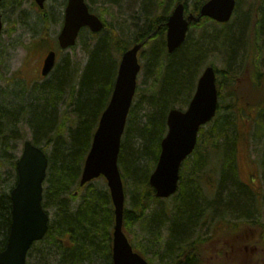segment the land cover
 <instances>
[{
	"label": "trees",
	"instance_id": "16d2710c",
	"mask_svg": "<svg viewBox=\"0 0 264 264\" xmlns=\"http://www.w3.org/2000/svg\"><path fill=\"white\" fill-rule=\"evenodd\" d=\"M87 1L91 10L97 1L120 8L132 3L136 8L132 28L105 20L100 33L82 32L83 64L67 57L43 82L28 87L15 80L12 86L0 88V250L10 229L9 191L17 182L19 142L29 134L48 158L42 205L50 221L46 235L31 246L27 258L36 254L35 264H112L114 209L108 188L96 180L81 186L80 177L113 91L120 57L142 43L138 54L142 81L137 82L118 154L125 193L123 231L130 236L137 223L143 232V242L133 243L134 236L129 239L133 250L151 264H239L250 247L252 264H264L261 190H253L239 177L236 123L255 112L252 136L259 141L264 136V101L253 111L246 110L244 104L252 93L245 89L248 98L230 93L231 101L221 104L226 85H235L239 76L252 82L253 71L256 77L262 73L264 0H235L234 14L239 17L235 23L207 17L191 22L184 42L172 53L165 41L172 9L182 3L185 14L197 16L207 0ZM9 5L16 10L19 2ZM254 50L258 55H253ZM214 58L223 68L215 65ZM207 65L215 68L217 76V113L200 127L193 152L181 164L177 192L163 207L165 200L154 196L148 180L167 131V115L172 108L187 107ZM258 160L264 178V144ZM207 214H218L223 223L220 231L236 240L233 248L242 249L235 253L237 259L231 255L232 260L224 262L220 248L212 251L209 234L202 235ZM149 247L154 248L151 256Z\"/></svg>",
	"mask_w": 264,
	"mask_h": 264
},
{
	"label": "water",
	"instance_id": "95a60500",
	"mask_svg": "<svg viewBox=\"0 0 264 264\" xmlns=\"http://www.w3.org/2000/svg\"><path fill=\"white\" fill-rule=\"evenodd\" d=\"M34 1L39 8L43 7L44 0ZM234 8L235 0H207L197 16L191 13L185 16L184 5L176 4L166 21L168 53L184 42L191 22L207 17L225 23L230 20ZM3 26L0 15V34ZM83 27L96 33L103 29L104 23L89 11L85 0H68L58 35L59 47L73 46ZM142 45L134 44L121 56L110 100L99 118L80 178L81 186L99 176L106 180L114 207L112 264H150L133 250L122 230L125 194L117 163L121 137L141 69L138 52ZM54 63L55 53L52 51L44 59L42 75L48 74ZM217 106L216 72L213 66L208 65L197 80L187 108H172L168 112L167 132L161 140L159 157L148 180L155 197L168 198L176 192L181 163L193 152L199 128L215 116ZM47 166L48 159L43 150L30 140L24 141L16 163L17 182L10 190L11 223L5 248L0 250V264H26L29 248L48 230L49 214L42 206Z\"/></svg>",
	"mask_w": 264,
	"mask_h": 264
},
{
	"label": "rangeland",
	"instance_id": "374dc122",
	"mask_svg": "<svg viewBox=\"0 0 264 264\" xmlns=\"http://www.w3.org/2000/svg\"><path fill=\"white\" fill-rule=\"evenodd\" d=\"M10 1L11 0H6L5 5L2 7V9H0V12L4 11L6 18H7L5 21V25H4V31L0 35V48L3 51L0 55V88H4L7 85L12 86V83L15 82V80H17L18 82H22V80L20 79V76L24 74L20 72L19 68L22 63V58L26 52V48L28 44H30L31 37L26 27L22 26L21 21L22 20L26 21L29 18V16H32V17L36 16L35 10L31 5L32 0H20L21 2L16 10L10 7L9 5ZM64 1L65 0H55V5L57 6V8L55 7V13L57 14V17L58 15L62 13V6L64 4ZM87 2L89 4V1ZM246 6L244 7V9L246 8L245 10L248 9V6L247 7ZM92 7H93V11L97 13L103 21L106 20L107 22H110V23L112 22L114 24L119 23L121 25L125 24V26L132 28L131 22L135 19V16H136L134 14L136 8L133 7L132 3H129L127 4V6L120 8L119 6L103 4L101 1H97L94 4H92ZM238 19H239L238 13L237 15L235 13L233 14L230 21L235 23V22H238L237 21ZM59 29H60V26L57 23H55V35L58 33ZM82 40L83 38H80L74 48L66 49L63 51L60 50V52L57 54L56 64L60 63L63 59L67 57H70L72 60H75L79 62L80 64H83L86 60V55L84 53V46L82 45ZM253 55L254 56L258 55L256 50H254ZM259 57L261 58L263 62V66H264V51ZM213 60L217 67L223 68V64L221 61H219L216 58H214ZM260 71L262 73L258 77L255 76V72L253 71L252 82L248 80L246 81V79L244 80L243 78H241V76H239L235 81L236 82L235 85H226V88L222 89L223 98H222L221 104L225 106L226 104L229 103V101H231V99H229L228 97L230 93H233L239 96H245L248 98L249 96L246 94L247 92H245V89H247L250 93H252L250 97L254 98V99L249 98V102L246 105L244 104V106L246 107L245 108L246 110L248 109L250 111L251 110L253 111V108H255L258 104L263 103L264 101V68L261 67ZM141 81H142V72L140 73L138 77V82H141ZM251 83L253 84L252 86H251ZM239 84H241L240 90L238 87ZM253 88L255 92L252 91ZM236 106L239 108L241 107L240 100L236 103ZM242 117H243L242 119H238L236 122L239 125L238 126L239 139H238V145H237L238 173H239L240 179L244 181L245 183H247L248 185H250V187L253 190L255 191L259 189L261 190L260 195H259L260 197L259 203H261L260 201H262V203L258 205V209L260 210L259 211L260 217L264 221V178H263V174H262L261 167L259 165V160H258L260 159V150L262 149V146L264 144V136L259 141L254 140L252 136V131H253L252 129L253 127H256L255 121H254L255 119L254 117H256L255 112L249 113L247 115L249 119L245 115ZM22 130L23 132L25 131V135H26L28 130H25L24 127ZM26 138L29 139V134L26 135ZM24 140L25 139L19 142L18 155H20L21 153L22 144ZM215 181L216 180H214V184H215ZM97 182L105 184L103 178L96 179V183ZM204 182L206 183L207 181L204 180ZM171 202H172V199L168 198L165 200V202L162 203V206L166 207ZM212 215L213 214L209 216V214H207V216L204 219L205 221L204 226H203L204 229L202 230V235L204 237L205 235H208V234H210V236H214L217 233L221 232L220 231L221 228H217V227L219 226L218 225L219 223L221 224L223 223L217 220L219 217L218 214L214 216ZM142 233L143 232H142L141 225L136 223L131 228V233H130V236L128 237L130 239L132 236H134L133 243L139 244L140 242H143L140 240V238L142 237ZM218 235H221V234H218ZM165 237H166V231H164V238ZM235 241L236 240H234V243ZM219 247L221 246L219 245ZM154 248L157 249L159 248V246L157 245ZM154 248L149 247L148 249L149 256L153 255L151 251H153ZM212 249H213L212 251H215V252L219 250V248H216V247L215 248L213 247ZM251 249L252 248L247 247V249L245 250L250 251ZM240 250L242 251V249H240L239 247V248H233L232 253L230 252L226 255L222 253L224 262L225 260L226 262H228V260L230 261L231 259L230 257H232L231 255H235L233 256L234 257L233 260L237 259L236 258L237 256L235 253L240 252ZM245 250H244V253L246 254H243V258H241L240 260L241 263L239 264H252L253 263L252 255H250L249 251L246 252ZM160 251H162V247ZM35 256L36 254L32 255L30 258H27V264H35V261L33 259ZM158 257L159 256L154 258V262L158 261Z\"/></svg>",
	"mask_w": 264,
	"mask_h": 264
},
{
	"label": "flooded vegetation",
	"instance_id": "af4514ba",
	"mask_svg": "<svg viewBox=\"0 0 264 264\" xmlns=\"http://www.w3.org/2000/svg\"><path fill=\"white\" fill-rule=\"evenodd\" d=\"M6 0L0 2V9L5 5ZM15 0H11L9 3ZM20 4V0H16ZM68 0L64 1L62 6V13L58 15L55 13V0H44L43 7L39 8L34 0H32V7L35 10V17L29 16V18L24 21L22 20V26H25L29 35L31 37L30 44L26 48V52L22 58V63L20 66V72L24 75L20 76L24 85H35L37 83L47 80L52 72L55 71V65L51 71L46 75H42V67L44 59L49 52L57 51L56 45L58 40V34L63 26L64 20V9ZM59 7V6H58ZM1 17L5 15L4 11L0 12ZM55 23L60 26L58 33L55 35ZM88 28H81L78 33V37L82 36ZM97 34V33H95ZM232 241V238L227 239V247L222 244V253L224 255L233 252L232 245L229 243Z\"/></svg>",
	"mask_w": 264,
	"mask_h": 264
}]
</instances>
